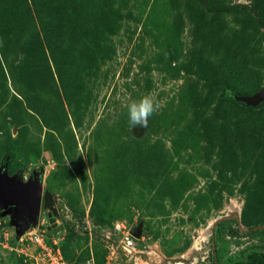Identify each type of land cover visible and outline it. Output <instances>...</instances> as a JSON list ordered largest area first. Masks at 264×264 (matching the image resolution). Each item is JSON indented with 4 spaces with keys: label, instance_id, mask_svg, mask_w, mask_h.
<instances>
[{
    "label": "rangeland",
    "instance_id": "rangeland-1",
    "mask_svg": "<svg viewBox=\"0 0 264 264\" xmlns=\"http://www.w3.org/2000/svg\"><path fill=\"white\" fill-rule=\"evenodd\" d=\"M89 1L103 17L60 64L66 90L56 64H0V168L42 169L58 212L22 234L0 215V264H49L41 234L68 264H135L118 223L141 226L146 264H264V101L237 98L264 89V0ZM149 93L161 108L132 129Z\"/></svg>",
    "mask_w": 264,
    "mask_h": 264
},
{
    "label": "trees",
    "instance_id": "trees-1",
    "mask_svg": "<svg viewBox=\"0 0 264 264\" xmlns=\"http://www.w3.org/2000/svg\"><path fill=\"white\" fill-rule=\"evenodd\" d=\"M67 2L74 6L77 0ZM89 2L79 0L73 11L66 14L53 4L55 0H0V64L4 78L7 72L15 75L12 67L17 61L21 67L24 62L32 64L38 59L46 76L52 78L51 65L56 64L66 90L68 75L64 76L60 64L69 59L79 60L86 34L103 17L98 3ZM30 107L44 115L40 107Z\"/></svg>",
    "mask_w": 264,
    "mask_h": 264
},
{
    "label": "water",
    "instance_id": "water-1",
    "mask_svg": "<svg viewBox=\"0 0 264 264\" xmlns=\"http://www.w3.org/2000/svg\"><path fill=\"white\" fill-rule=\"evenodd\" d=\"M250 105H258L264 101V89L247 96H237ZM50 204V222L57 226L55 216L58 215L53 195L44 191L43 170L34 171L31 177L25 181L23 172L10 175L8 162L0 168V215L11 214V224L16 227L18 234H22L30 226H36L41 215L42 206ZM59 229L63 225H58ZM139 238L142 233L141 226L132 231Z\"/></svg>",
    "mask_w": 264,
    "mask_h": 264
},
{
    "label": "built area",
    "instance_id": "built-area-1",
    "mask_svg": "<svg viewBox=\"0 0 264 264\" xmlns=\"http://www.w3.org/2000/svg\"><path fill=\"white\" fill-rule=\"evenodd\" d=\"M134 228L125 227L121 223H118L111 231H109V239L111 240V249L112 251L119 252V244L122 246V252L128 257V260L135 259V264H146L144 260H140L138 256H142L145 252L144 249L140 246L139 238L135 237L132 233ZM43 231V230H42ZM42 237L35 238L44 257L47 259L49 264H68L60 249L52 248L45 241L46 238L41 234ZM154 253H157L156 250H153ZM122 254V253H121Z\"/></svg>",
    "mask_w": 264,
    "mask_h": 264
},
{
    "label": "clouds",
    "instance_id": "clouds-1",
    "mask_svg": "<svg viewBox=\"0 0 264 264\" xmlns=\"http://www.w3.org/2000/svg\"><path fill=\"white\" fill-rule=\"evenodd\" d=\"M161 108L156 96L152 93L146 94L138 101H133L128 105V117L130 127L137 126L147 128L149 117Z\"/></svg>",
    "mask_w": 264,
    "mask_h": 264
}]
</instances>
